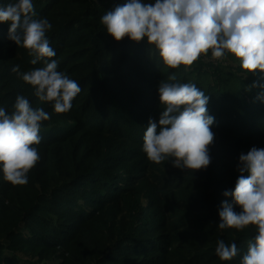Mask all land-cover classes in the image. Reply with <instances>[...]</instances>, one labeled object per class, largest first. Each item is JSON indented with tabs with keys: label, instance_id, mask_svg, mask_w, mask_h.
Masks as SVG:
<instances>
[{
	"label": "trees",
	"instance_id": "1",
	"mask_svg": "<svg viewBox=\"0 0 264 264\" xmlns=\"http://www.w3.org/2000/svg\"><path fill=\"white\" fill-rule=\"evenodd\" d=\"M129 2L33 0L36 18L52 25L46 36L57 71L81 87L60 114L12 71L45 65L31 64L9 39L10 23H0V107L11 113L23 95L50 115L28 183L14 186L0 169V264H241L254 241L256 226L219 229L218 213L223 201L241 211L223 193L235 188L240 154L264 148V74H246L237 58L217 65L210 51L171 69L146 38L116 41L101 18ZM161 81L194 83L209 97L215 139L206 169L156 164L143 152L149 121L158 124L164 108ZM219 240L236 243L237 255L220 260Z\"/></svg>",
	"mask_w": 264,
	"mask_h": 264
},
{
	"label": "clouds",
	"instance_id": "2",
	"mask_svg": "<svg viewBox=\"0 0 264 264\" xmlns=\"http://www.w3.org/2000/svg\"><path fill=\"white\" fill-rule=\"evenodd\" d=\"M9 22V39L27 49L31 64L44 67L20 73L12 71L34 87V95L51 102L58 114L68 112L80 85L57 71L56 52L46 33L48 19L36 18L33 0H14L0 6V23ZM106 31L116 41L128 37L140 42L146 38L158 50L164 65L176 69L191 66L209 51L213 59L231 54L246 74H264V0H130L107 11L101 18ZM175 80V76L169 77ZM159 98L164 106L158 124L152 120L143 136V152L150 162L172 160L173 166L192 172L211 163L209 146L215 134L214 117L208 114L209 97L194 83L160 82ZM14 110L0 107V169L4 180L14 186L28 183V173L40 159L36 145L41 142V122L50 119L43 108H33L23 95L16 97ZM239 177L235 188L225 191L234 204L223 201L219 210V229L243 230L254 225L257 234L249 241L241 264H264V148H251L239 156ZM216 255L222 261L238 253L236 243L217 242Z\"/></svg>",
	"mask_w": 264,
	"mask_h": 264
},
{
	"label": "rangeland",
	"instance_id": "3",
	"mask_svg": "<svg viewBox=\"0 0 264 264\" xmlns=\"http://www.w3.org/2000/svg\"><path fill=\"white\" fill-rule=\"evenodd\" d=\"M211 61L217 65H222V64H225V65H236L237 63L235 62V57L232 56L231 54H227V58L226 59H213L211 58Z\"/></svg>",
	"mask_w": 264,
	"mask_h": 264
}]
</instances>
